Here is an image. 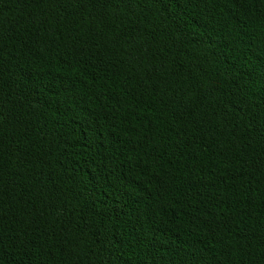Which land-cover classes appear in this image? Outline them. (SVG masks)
Listing matches in <instances>:
<instances>
[{
  "label": "trees",
  "instance_id": "obj_1",
  "mask_svg": "<svg viewBox=\"0 0 264 264\" xmlns=\"http://www.w3.org/2000/svg\"><path fill=\"white\" fill-rule=\"evenodd\" d=\"M0 264H264V0H0Z\"/></svg>",
  "mask_w": 264,
  "mask_h": 264
}]
</instances>
